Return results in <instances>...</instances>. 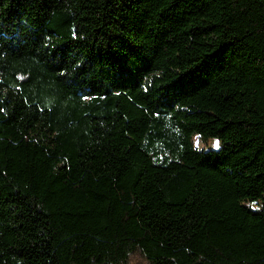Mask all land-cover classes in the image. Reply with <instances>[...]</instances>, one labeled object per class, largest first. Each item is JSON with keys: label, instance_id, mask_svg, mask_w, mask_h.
Masks as SVG:
<instances>
[{"label": "trees", "instance_id": "trees-1", "mask_svg": "<svg viewBox=\"0 0 264 264\" xmlns=\"http://www.w3.org/2000/svg\"><path fill=\"white\" fill-rule=\"evenodd\" d=\"M133 258L264 264V0H0V264Z\"/></svg>", "mask_w": 264, "mask_h": 264}, {"label": "rangeland", "instance_id": "rangeland-1", "mask_svg": "<svg viewBox=\"0 0 264 264\" xmlns=\"http://www.w3.org/2000/svg\"><path fill=\"white\" fill-rule=\"evenodd\" d=\"M197 146L199 148H214L216 149L219 146V143L216 140H209L206 143H203L201 141L197 142ZM251 208H257L259 206L258 203H251L250 204ZM129 264H140L139 260L137 258L131 259Z\"/></svg>", "mask_w": 264, "mask_h": 264}]
</instances>
